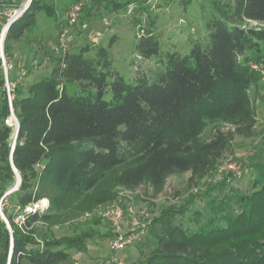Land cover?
<instances>
[{
    "label": "trees",
    "instance_id": "16d2710c",
    "mask_svg": "<svg viewBox=\"0 0 264 264\" xmlns=\"http://www.w3.org/2000/svg\"><path fill=\"white\" fill-rule=\"evenodd\" d=\"M96 1L113 10L133 6L132 23L141 31L135 42L138 61L161 54L156 18L147 15V26L141 27L135 15L148 5ZM208 1L212 4L203 5L209 8L204 11L206 38L193 40L188 54L166 52L160 59L165 70L126 79L113 66L112 36L108 47H95L94 55L84 46L60 57L26 94L16 85V140V128L6 123L12 111L0 60V199L10 196L16 209L13 214L3 208L11 229L0 217V264L69 261V250L85 251L96 231L57 236L54 227L113 201L120 189L133 190L145 182L159 187L188 171L203 175L215 167L233 136L252 134L256 118L250 89L260 75L250 62L264 60L259 52L264 28L246 24L264 23V0ZM19 6L0 0V9ZM39 11L48 16L56 12L49 0H32L8 29L6 55L7 43L21 39L36 24ZM70 84L81 91L70 93ZM215 121H227L234 130L201 140L208 123ZM13 164L22 181L5 195L17 180ZM256 168L253 192L235 196L237 210L229 198L211 204L215 213L224 212L220 219L211 217L192 230L174 221V209L163 211L149 225L155 246L138 264H264V163ZM42 199L49 202L43 211H27Z\"/></svg>",
    "mask_w": 264,
    "mask_h": 264
},
{
    "label": "rangeland",
    "instance_id": "374dc122",
    "mask_svg": "<svg viewBox=\"0 0 264 264\" xmlns=\"http://www.w3.org/2000/svg\"><path fill=\"white\" fill-rule=\"evenodd\" d=\"M11 1L22 6L28 0ZM79 1L83 3L84 9L79 22L71 30L69 53L78 52L82 47L88 46L89 55H94L97 45L108 47L112 36H116V41L110 49L113 66L126 79L135 78L139 74L150 76L153 70H165L166 64L160 59L166 52L179 51L183 55L190 53L192 41L207 36L204 11L207 12L209 8L203 5L212 4L208 0H140V3L148 5V8L135 15L141 20V27L147 26V15L156 18L154 31L159 36L162 48L159 56L140 62L136 57L135 42L141 31L140 26L132 23L135 18L130 8L113 10L96 0ZM216 1L228 5L232 0ZM49 2L55 7L54 15L37 12L36 24L28 28L18 41L7 43L10 48L9 55L24 63L26 68V75L17 84L24 94L32 83L49 75L60 58L59 54L53 52V47L57 42L59 21L65 16L70 0ZM14 9L15 7L0 9V38L9 13ZM246 25L255 28L253 22ZM259 52L264 55V43ZM13 75H16L14 70L9 76ZM68 89L70 93L81 91L77 84H70ZM250 94L256 118V126L250 136H233L215 167L203 175H193L188 171L170 176L159 187L145 182L132 191L120 189L113 201L99 205L83 217L54 227L57 236L96 231L95 235L86 240L85 251L71 249L69 251L72 258L59 264H105L111 258H118L126 264H138L155 246L149 234V225L163 211L174 209L177 213L175 222L196 230L211 217L220 219L224 215V212L215 213L211 208L212 203L229 198L232 199L233 211L237 210L239 206L233 202L235 196L253 192V179L258 175L256 165L264 163V82L260 80L258 84L253 85ZM15 117L11 114L6 123L16 128ZM233 130V124L227 121L209 122L201 140H210L218 131L226 133ZM228 159L237 161L242 166L241 178L236 179L232 173L220 171ZM8 191L5 195L9 194ZM12 205L10 196L5 202L0 199V217L1 214L5 215L4 207L8 213L14 214L16 209ZM47 205L37 203L33 207H39L38 210L43 211ZM112 206H120L124 211L119 232L99 215L100 210ZM180 211L184 213L181 214ZM116 234L131 238L132 244L123 250L113 249L110 241Z\"/></svg>",
    "mask_w": 264,
    "mask_h": 264
},
{
    "label": "built area",
    "instance_id": "2783aa9c",
    "mask_svg": "<svg viewBox=\"0 0 264 264\" xmlns=\"http://www.w3.org/2000/svg\"><path fill=\"white\" fill-rule=\"evenodd\" d=\"M30 5V0H28L22 6L15 8L10 11L9 17L7 18V23L3 30L6 28V33L8 32L11 24L16 21L19 17L23 15V13L27 10ZM130 12L133 11V6H129ZM83 11V3L81 1H75L71 3L66 12L65 16L59 21V31L57 35V42L53 47V52L59 54L60 57L66 55L70 49V35L72 28L79 22L81 18V14ZM255 24V28H264V23H260L257 21H250ZM0 38V60L1 66L4 72L5 78V87L7 90L9 105L11 111L13 110L12 99H13V91L14 87L18 84L19 80L22 79L26 75V68L24 63L20 60L12 57L11 55H6L4 52V44L1 46ZM250 66L252 69L256 70L260 75V80L264 82V60L262 62H250ZM16 71V79L10 80L9 74L11 71ZM17 128V125H16ZM220 171H225L227 173H232L233 177L236 179L241 178L242 176V166L232 159H228L220 168ZM132 191V190H131ZM35 206V205H34ZM39 209V207L30 206L27 208L29 212H35ZM100 217L111 226L115 228L116 232H119L120 225L124 219V211L120 206H112L99 211ZM24 217L19 215L17 221H23ZM132 244L131 238H124L122 235L116 234L110 241V246L115 250H123L127 246ZM105 264H126L122 260L118 258L108 259Z\"/></svg>",
    "mask_w": 264,
    "mask_h": 264
},
{
    "label": "water",
    "instance_id": "95a60500",
    "mask_svg": "<svg viewBox=\"0 0 264 264\" xmlns=\"http://www.w3.org/2000/svg\"><path fill=\"white\" fill-rule=\"evenodd\" d=\"M31 1L32 0H30V3H31ZM3 32H4V37H3V39H1V46H3L5 38H6V35H7L6 28L3 30ZM2 35H3V33H2ZM12 115H13V117H15L14 110H12ZM15 119L17 121V128H16V134H15V140H16L18 129H19V121H18L17 117H15ZM14 144H15V141H14ZM11 162L13 163L12 156H11ZM13 167H14V170L16 171V173H17V180H16L15 185L8 191V193H11L14 190L18 189L20 184H21V181H22L21 175L17 172V169L15 168L14 164H13ZM1 218L3 220H5V222L8 224V227L11 229L10 223H9L8 219L6 218V216L4 214H1Z\"/></svg>",
    "mask_w": 264,
    "mask_h": 264
},
{
    "label": "bare ground",
    "instance_id": "6f19581e",
    "mask_svg": "<svg viewBox=\"0 0 264 264\" xmlns=\"http://www.w3.org/2000/svg\"><path fill=\"white\" fill-rule=\"evenodd\" d=\"M3 37H4V32H3V35H2V39H3ZM13 125H14V124H13ZM15 126H16V125H15ZM38 203L47 205V204H48V200H47V199H42V200H40Z\"/></svg>",
    "mask_w": 264,
    "mask_h": 264
},
{
    "label": "crops",
    "instance_id": "0c3cea01",
    "mask_svg": "<svg viewBox=\"0 0 264 264\" xmlns=\"http://www.w3.org/2000/svg\"><path fill=\"white\" fill-rule=\"evenodd\" d=\"M13 53L16 55V53L13 51Z\"/></svg>",
    "mask_w": 264,
    "mask_h": 264
}]
</instances>
